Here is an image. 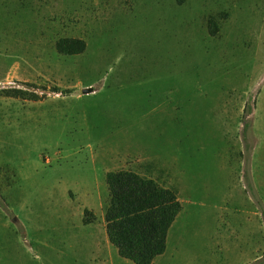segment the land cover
Segmentation results:
<instances>
[{
	"label": "rangeland",
	"instance_id": "374dc122",
	"mask_svg": "<svg viewBox=\"0 0 264 264\" xmlns=\"http://www.w3.org/2000/svg\"><path fill=\"white\" fill-rule=\"evenodd\" d=\"M121 170L182 204L162 264H264V0H0V264H104Z\"/></svg>",
	"mask_w": 264,
	"mask_h": 264
},
{
	"label": "trees",
	"instance_id": "16d2710c",
	"mask_svg": "<svg viewBox=\"0 0 264 264\" xmlns=\"http://www.w3.org/2000/svg\"><path fill=\"white\" fill-rule=\"evenodd\" d=\"M86 48V42L80 39H63L57 44L64 55L82 54ZM4 92L8 96L23 95L15 90ZM107 184L110 204L105 221L110 242L122 258L134 264H153L166 252L169 230L182 211L178 196L130 170L109 172ZM95 221V215L86 210L84 224Z\"/></svg>",
	"mask_w": 264,
	"mask_h": 264
},
{
	"label": "crops",
	"instance_id": "0c3cea01",
	"mask_svg": "<svg viewBox=\"0 0 264 264\" xmlns=\"http://www.w3.org/2000/svg\"><path fill=\"white\" fill-rule=\"evenodd\" d=\"M94 224L95 223H92L90 225H94ZM99 228L100 227H97L98 231L101 234H95V233L93 234L95 236V239H98L97 242H96V246L94 247V250L95 251L93 252V256L95 257V260L96 259L97 260H100V261L102 260L104 262V264H106L108 262L111 263V259L112 258H116L118 256V254H119L118 249L110 242L109 237H108V234H107V236H105L104 230L106 228L103 227V228H105L103 230L102 229H99ZM170 230H169V232H170ZM106 231H107V229H106ZM168 236H169V233H168ZM167 243H168V238H167ZM167 250H168V244H167L166 252L163 255H161L158 258H156L155 261L153 262V264H162L161 261L166 258Z\"/></svg>",
	"mask_w": 264,
	"mask_h": 264
}]
</instances>
